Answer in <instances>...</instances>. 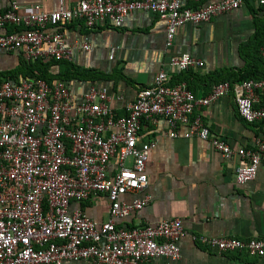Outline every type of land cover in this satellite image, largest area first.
I'll list each match as a JSON object with an SVG mask.
<instances>
[{"label":"built area","instance_id":"obj_1","mask_svg":"<svg viewBox=\"0 0 264 264\" xmlns=\"http://www.w3.org/2000/svg\"><path fill=\"white\" fill-rule=\"evenodd\" d=\"M244 1L58 0L51 11L11 1L0 9V50L18 51L28 63L68 61L75 50H89L90 45L67 43L65 24L119 27L131 11L151 12L163 21L167 50L178 26L207 22ZM247 1L264 7V0ZM258 53L264 61V45ZM168 64L185 71L201 68L203 61L181 53L171 55ZM225 94L245 122L264 119V104H255L260 96L264 100V76L218 80L198 95L160 68L118 115L104 86L90 85L76 100L65 80L49 82L36 69L18 77L0 75V264H151L157 256L177 260L178 241L186 235L217 253L263 256V237L189 234L179 217L133 226L117 221L151 198L146 193L130 202L121 199L148 185L145 164L156 141L141 138L145 121L155 125L163 119L169 137H197L225 158L238 156L237 183L255 177L264 160V135H257L251 146L234 147L211 131L196 111ZM98 194L108 200L101 221L82 208Z\"/></svg>","mask_w":264,"mask_h":264},{"label":"crops","instance_id":"obj_2","mask_svg":"<svg viewBox=\"0 0 264 264\" xmlns=\"http://www.w3.org/2000/svg\"><path fill=\"white\" fill-rule=\"evenodd\" d=\"M11 1L24 8L39 4L45 11L58 7V0H0V9ZM64 28L67 43L88 42L90 49L75 50L70 60L49 64V72L53 77H63L76 100L90 85L106 87L118 115L126 112L125 103L139 87L149 85L160 68L168 72L172 81H185L198 95L207 93L225 75L243 70L261 74L264 70L258 53L264 45V7L247 0L238 9L207 22L178 26L167 50L164 23L151 12L131 11L119 27L103 24L89 28L74 21ZM111 48L113 56L109 58ZM181 53L201 59L203 66L185 71L170 66L169 57ZM22 62L20 52L0 50V71L20 75L24 71ZM255 104H264L262 96ZM196 111L211 131L234 147L251 146L257 135H264V119L245 122L228 94ZM165 130L163 119L155 125L143 122L141 138L156 141L145 164L148 185L142 191L122 194L121 199L130 202L146 193L151 198L141 209L118 219V223L133 226L179 217L189 234L264 238V160L253 179L237 183L234 171L240 163L238 156L225 158L205 140L169 137ZM107 207L104 194L82 203L83 210L97 221L106 218ZM178 245L179 259L157 256L151 264H264V255L245 251L217 253L189 235L180 238ZM64 264L91 263L79 260Z\"/></svg>","mask_w":264,"mask_h":264},{"label":"trees","instance_id":"obj_3","mask_svg":"<svg viewBox=\"0 0 264 264\" xmlns=\"http://www.w3.org/2000/svg\"><path fill=\"white\" fill-rule=\"evenodd\" d=\"M261 59V57H260ZM53 62H64V61H55V60H49L47 62H26L23 59V67H24V71L19 75L16 73H10V72H4V71H0V75H8V76H14V77H18V76H23L26 74H29L32 70L36 69L39 73V75L44 78L45 80L51 82L54 79H58V78H63L62 76H58V77H53L51 75V73L49 72V64L53 63ZM261 62H263V60L261 59ZM264 76V70L261 72V74H256L253 71H245L243 70L240 74H235L233 73V75H225L223 77H221L219 80H223V79H229V80H240L243 78H261ZM218 81V80H217Z\"/></svg>","mask_w":264,"mask_h":264}]
</instances>
